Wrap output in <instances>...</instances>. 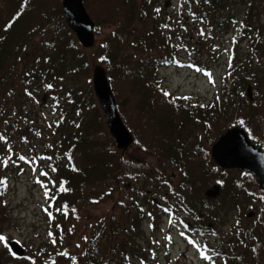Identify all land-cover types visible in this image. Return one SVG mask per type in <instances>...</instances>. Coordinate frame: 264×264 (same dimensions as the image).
Wrapping results in <instances>:
<instances>
[{"label": "trees", "instance_id": "1", "mask_svg": "<svg viewBox=\"0 0 264 264\" xmlns=\"http://www.w3.org/2000/svg\"><path fill=\"white\" fill-rule=\"evenodd\" d=\"M83 1L91 18L98 23L96 29L103 24L113 27L107 41L102 43L101 61L107 66L117 108L135 138V145L154 158H166L175 163L181 178L175 205L181 206L177 207L178 213L183 209L194 223L210 227L216 225L220 212L229 203L236 205L249 201L258 204L256 216L259 220L264 219V190L252 174L237 172L238 178L230 177L233 172L223 171L213 162L210 148L191 149L176 136L188 123L200 120L205 124L204 137L209 145L229 129L239 126L253 144L264 149L261 136L264 134V115L261 114L264 93H259L264 79H260L255 67V63L264 58V25L261 24L264 9L257 5L263 0H239L247 7L240 18L235 12H228L232 0H186L188 13L185 14H190V18L202 26L207 37L218 30H229L227 24L234 23L239 27L236 40L248 45L245 58L239 57L238 51L234 50L220 96L202 107L196 103L182 104L157 78L163 66L185 65L179 55L183 47L176 38L178 34L181 38L185 35L176 28H169V20L158 11L155 0ZM139 25L152 26L140 34ZM42 29L53 31L51 46H59L64 56L69 51L74 53L81 61L79 68L86 65L83 53L75 52L79 42L66 24L62 0H20L0 28V101L17 77V63H11V60ZM196 36L205 46L207 37ZM47 60L43 63V58L38 59L24 77L32 94L43 86L54 91L63 75L64 63H54L52 57ZM250 84L258 87L259 101H249L247 87ZM85 107L87 113L98 111L91 100ZM16 112L19 117L24 115L21 108ZM8 115L11 116L6 107L0 105V121L5 122ZM86 116L84 114L85 118L78 123L72 120L67 123L68 114H63L62 124L58 123L62 128L58 145L50 159L49 167L57 173L46 210L57 224L59 240L63 239L61 224L65 219L80 220L87 207L99 205L121 185L133 183L140 192L137 183L156 172L149 163L125 157L114 145L107 127ZM149 179H153L152 174ZM214 185L221 186V195L216 200H209L206 191ZM139 216H145L144 211H140L137 218ZM136 225H131L128 231L113 216L111 222L95 226L78 264H133ZM263 226L264 220L257 221L252 231L234 226L229 241L230 264L259 262L263 249L259 233Z\"/></svg>", "mask_w": 264, "mask_h": 264}, {"label": "rangeland", "instance_id": "2", "mask_svg": "<svg viewBox=\"0 0 264 264\" xmlns=\"http://www.w3.org/2000/svg\"><path fill=\"white\" fill-rule=\"evenodd\" d=\"M18 1L0 0V28L14 12ZM155 5L161 15L169 20V28H176L177 32L182 31L185 35L184 38L178 33L176 35L183 47L179 55L185 65L163 66L158 71V80L182 104L196 103L199 107L211 104L222 92L224 76L230 69L234 50L243 58L248 53V45L236 40L239 27L234 23L227 24L229 30H218L207 37L202 26L190 18V14H185L188 13L186 0H155ZM244 5V2L232 0L228 12H235L240 18L247 10ZM257 5L264 9V0ZM262 18L261 24L264 25ZM93 21L97 27V21ZM151 26L139 25L138 32L144 34ZM96 27V44L93 48L85 49L80 44L76 46L75 52H82V59L86 63L82 68H79L81 61L74 53L69 51L64 56L59 46H51L53 31L46 32L44 29L38 31L24 50L11 60V63H17V77L0 101V105L5 106L11 114L5 122L0 121V180L6 182V187L0 184V236L4 237L0 240V264H78L81 251L87 245L94 227L111 222L113 216L128 231L131 225L137 223L133 234L136 244L132 253L133 264H230L229 241L234 234V226L244 231L254 230L257 221L264 219L259 220L258 216L249 219L247 215L250 212L258 213V204L249 201H241L236 205L229 203L220 212L215 226L198 225L183 209L178 213L181 206H175L181 184L175 163L166 158H154L135 143L123 151V155L149 163L156 170L149 174H152L153 179L150 180L148 176L140 180L137 183L140 192L133 183L121 185L99 205L87 207L81 213L80 220L65 219L61 224L63 239L59 240L57 224L46 211L54 175L57 173L49 166L58 145V135L62 131L58 123L62 124L64 113L68 114L67 123L70 120L78 123L87 114L86 118L92 122L107 127L95 96L93 71L97 65L105 67L107 71V66L101 61L102 43L107 41L113 27L106 24L99 29ZM197 34L207 37L205 46L199 42ZM49 57L54 63H64L61 70L63 75L53 88L54 91L43 86L32 94L24 77L38 59L43 58V63H46ZM255 67L260 79H264V58H260ZM252 85L254 100L248 99L256 102L261 99L259 93H264V82L259 93L258 87ZM45 96L47 98L44 101ZM90 100L96 104L97 112L87 113L85 103ZM18 108L24 111L22 117L16 112ZM79 109H82L83 115ZM261 114L264 115V110ZM205 134V124L194 120L176 136L191 149L202 146L211 150L214 144L206 142ZM261 136L264 142V134ZM20 156L25 159L20 160ZM4 161L8 162L6 166ZM231 172L230 177H239V171ZM140 211H144L145 216L137 218ZM260 232L263 243L260 260L252 262L250 258L252 261L248 264H264V226ZM12 241L21 244L25 250L24 258L13 255L10 249Z\"/></svg>", "mask_w": 264, "mask_h": 264}, {"label": "water", "instance_id": "3", "mask_svg": "<svg viewBox=\"0 0 264 264\" xmlns=\"http://www.w3.org/2000/svg\"><path fill=\"white\" fill-rule=\"evenodd\" d=\"M63 16L66 24L77 37L79 44L91 49L96 44V23L89 15L83 0H62ZM93 87L99 102L109 133L118 150H128L134 143V136L126 126L117 108V100L110 85L105 67L97 65L93 71ZM247 96L254 100V87L248 85ZM44 97V101L46 100ZM213 162L223 171L250 173L257 180L260 189L264 190V151L252 143L246 131L233 127L226 131L211 149ZM220 185H214L206 192L209 200H216L221 195ZM255 212H250L251 219ZM13 255L22 259L25 250L18 241L10 243Z\"/></svg>", "mask_w": 264, "mask_h": 264}, {"label": "snow or ice", "instance_id": "4", "mask_svg": "<svg viewBox=\"0 0 264 264\" xmlns=\"http://www.w3.org/2000/svg\"><path fill=\"white\" fill-rule=\"evenodd\" d=\"M50 87V86H49ZM165 95H168L167 93H165ZM184 99H188L187 97H185ZM19 159L20 160H24L25 158L23 157V156H20L19 157ZM50 159V158H49ZM4 164H5V166L7 165V161H4L3 162ZM43 175H47L46 173H42ZM0 184H3V185H5V187H6V182L5 181H2V180H0ZM64 189H61V191H63ZM47 194V193H46ZM47 211V210H46ZM4 239V237L3 236H0V240H3ZM54 243H55V241H53Z\"/></svg>", "mask_w": 264, "mask_h": 264}]
</instances>
